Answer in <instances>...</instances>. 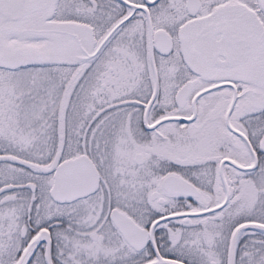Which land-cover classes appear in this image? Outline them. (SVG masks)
Wrapping results in <instances>:
<instances>
[{
	"label": "snow or ice",
	"instance_id": "obj_1",
	"mask_svg": "<svg viewBox=\"0 0 264 264\" xmlns=\"http://www.w3.org/2000/svg\"><path fill=\"white\" fill-rule=\"evenodd\" d=\"M0 264H264V0H0Z\"/></svg>",
	"mask_w": 264,
	"mask_h": 264
}]
</instances>
